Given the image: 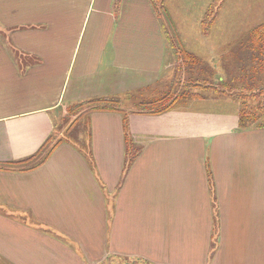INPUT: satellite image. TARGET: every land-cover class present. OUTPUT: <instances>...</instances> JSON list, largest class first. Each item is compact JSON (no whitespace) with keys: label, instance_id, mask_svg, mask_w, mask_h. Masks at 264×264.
Returning a JSON list of instances; mask_svg holds the SVG:
<instances>
[{"label":"crops","instance_id":"0c3cea01","mask_svg":"<svg viewBox=\"0 0 264 264\" xmlns=\"http://www.w3.org/2000/svg\"><path fill=\"white\" fill-rule=\"evenodd\" d=\"M168 33L151 0H0V264H264V126Z\"/></svg>","mask_w":264,"mask_h":264},{"label":"rangeland","instance_id":"374dc122","mask_svg":"<svg viewBox=\"0 0 264 264\" xmlns=\"http://www.w3.org/2000/svg\"><path fill=\"white\" fill-rule=\"evenodd\" d=\"M156 2L163 3L162 8L159 7V18L165 29L171 32V26H174L178 31L177 35H180L181 40L190 49L200 52L202 59L209 63L214 59L213 62L221 65L222 73L224 66L234 61L233 57L230 61L228 57L229 50L231 48L235 50L237 46L232 44L264 21V0H156ZM202 23L208 30L206 37L200 33ZM214 52L220 53V57L212 58ZM226 69L231 70L227 73L233 74L231 64L227 65ZM234 69L237 75L245 71H240L236 67ZM222 73L220 75L225 78V73L224 76ZM178 89L181 91L180 87H177ZM73 109L65 118L63 122L65 125H61L63 129L74 125L84 114H79L84 108ZM69 136L65 137L70 139ZM110 261H106L105 264H109ZM127 263L141 264L127 260H119L113 264Z\"/></svg>","mask_w":264,"mask_h":264},{"label":"trees","instance_id":"16d2710c","mask_svg":"<svg viewBox=\"0 0 264 264\" xmlns=\"http://www.w3.org/2000/svg\"><path fill=\"white\" fill-rule=\"evenodd\" d=\"M151 2L154 4L155 11L159 16V9L163 6L162 3L160 2V4H157L156 0H151ZM207 31L208 30L204 28L202 23V33L206 34ZM167 37L168 40H174L179 44L176 52L178 59V68H180L184 63L194 65L198 63L197 56L187 52L181 46L180 37L175 32H169L167 34ZM232 45L237 46L235 50L233 48L229 50L228 56L229 58L233 57V59L235 60L232 61L234 67H238L240 71L245 70L243 73L235 75L228 81L226 80L219 85L208 80H204L203 82H201L195 79L191 82L194 85H202L204 88L221 89L220 91H227L226 89L228 88L230 92L238 93L243 104L240 113V126L242 128L248 126L247 123H249V121L257 124L259 127L264 126V21L252 28L247 34L238 39ZM237 48L238 50L236 51ZM178 97H180V95L176 97L173 96L171 92L167 93L166 95L155 101L157 107L150 113H160L165 111ZM248 102L252 103V105L247 106ZM87 105L89 108L86 110V112L94 110H118L119 108L118 102L115 98H98L87 102ZM79 106H83V104ZM124 126L126 129V124ZM130 145L132 146V142H130ZM55 146L56 143L51 144L49 138L45 142V144H43L37 154L31 156L26 160L34 161L31 169L43 163L51 154ZM133 158L134 155L131 157L130 162L133 160ZM24 162L25 161L19 162L17 164Z\"/></svg>","mask_w":264,"mask_h":264}]
</instances>
